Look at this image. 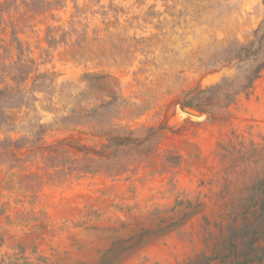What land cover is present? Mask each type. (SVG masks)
Listing matches in <instances>:
<instances>
[{
    "label": "rangeland",
    "instance_id": "374dc122",
    "mask_svg": "<svg viewBox=\"0 0 264 264\" xmlns=\"http://www.w3.org/2000/svg\"><path fill=\"white\" fill-rule=\"evenodd\" d=\"M263 21L264 0H0V140L20 145L0 155V264L212 254L264 175V70L231 103L185 107L237 73L223 47ZM121 129L147 140L107 148ZM94 150L129 164L92 170Z\"/></svg>",
    "mask_w": 264,
    "mask_h": 264
},
{
    "label": "trees",
    "instance_id": "16d2710c",
    "mask_svg": "<svg viewBox=\"0 0 264 264\" xmlns=\"http://www.w3.org/2000/svg\"><path fill=\"white\" fill-rule=\"evenodd\" d=\"M223 49H225L223 61L233 59L238 61L237 73L233 77H226L221 82L207 88H199L188 101L189 106L197 107L204 112H211L208 109L216 107L220 95L224 97L226 103H231L237 95L250 90L264 70V21L254 31V38L249 42H231ZM13 91L14 88H11L10 92L14 93ZM5 93V90L0 89V95ZM18 93L21 92L18 91ZM7 124V118L2 112L0 129ZM151 130L153 129L151 128ZM108 140L107 148H119L138 147L147 138L135 136L131 130L121 129L116 134H110ZM0 145L5 149L4 153H0V155L17 157L14 150H9L12 146L15 149L20 148L17 140L6 137L0 140ZM94 152L100 157H88V167L92 170L106 169L110 172H119L129 164L126 160L111 162L110 156H104L100 151L94 150ZM239 216H243V221L240 225H236ZM204 218L209 222L208 217ZM229 218L233 219L227 231L222 232L218 237L219 242L212 254L204 251L196 258H191L186 264H262L264 262V246L261 245V242H264V175L253 178L251 184L247 185L245 190L238 195L236 204L230 210ZM113 250L114 246L105 251L98 264H106L107 256Z\"/></svg>",
    "mask_w": 264,
    "mask_h": 264
},
{
    "label": "water",
    "instance_id": "95a60500",
    "mask_svg": "<svg viewBox=\"0 0 264 264\" xmlns=\"http://www.w3.org/2000/svg\"><path fill=\"white\" fill-rule=\"evenodd\" d=\"M185 110L190 113V114H193V115H198L201 113V111L196 108V107H193V106H186L185 107Z\"/></svg>",
    "mask_w": 264,
    "mask_h": 264
}]
</instances>
